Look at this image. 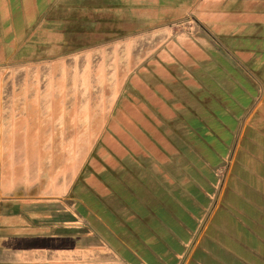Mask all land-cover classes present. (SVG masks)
I'll return each instance as SVG.
<instances>
[{
    "label": "crops",
    "instance_id": "obj_1",
    "mask_svg": "<svg viewBox=\"0 0 264 264\" xmlns=\"http://www.w3.org/2000/svg\"><path fill=\"white\" fill-rule=\"evenodd\" d=\"M0 264H264V0H0Z\"/></svg>",
    "mask_w": 264,
    "mask_h": 264
},
{
    "label": "rangeland",
    "instance_id": "obj_2",
    "mask_svg": "<svg viewBox=\"0 0 264 264\" xmlns=\"http://www.w3.org/2000/svg\"><path fill=\"white\" fill-rule=\"evenodd\" d=\"M143 72V74H142V78L144 79V81H141V92H142V94H143V96H145V97H153V98H155L154 97V94H150V90H149V84H148V78H149V74L146 72L145 74V76H144V71H142ZM163 75H164V73H163ZM155 87H158L159 88V90H160V93L161 94H167V93H169V90H167L166 88H164V86H161V85H156ZM131 88H132V86H131ZM129 92L131 93L132 92V90L130 89L129 90ZM152 93V92H151ZM170 94V93H169ZM153 104H154V106H156V107H159V102L158 101H153ZM161 104H163L162 102H161ZM143 104H142V102H141V106H142ZM164 105V104H163ZM126 108L128 109V110H132V108H133V104L131 103V102H127L126 103ZM160 140H163V138H161L160 137ZM114 151H115V153H117V149H114ZM101 150L99 151V156H101Z\"/></svg>",
    "mask_w": 264,
    "mask_h": 264
},
{
    "label": "trees",
    "instance_id": "obj_3",
    "mask_svg": "<svg viewBox=\"0 0 264 264\" xmlns=\"http://www.w3.org/2000/svg\"><path fill=\"white\" fill-rule=\"evenodd\" d=\"M208 133L209 132H203V133H201V132L200 133L195 132L193 135H194V137H197L203 143H206L207 144L208 141L210 140V135H211V134H208ZM225 135H227V134H225ZM224 136H222V142L225 141Z\"/></svg>",
    "mask_w": 264,
    "mask_h": 264
}]
</instances>
